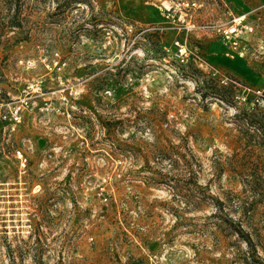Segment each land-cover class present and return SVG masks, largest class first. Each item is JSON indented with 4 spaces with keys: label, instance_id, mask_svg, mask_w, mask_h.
Here are the masks:
<instances>
[{
    "label": "rangeland",
    "instance_id": "374dc122",
    "mask_svg": "<svg viewBox=\"0 0 264 264\" xmlns=\"http://www.w3.org/2000/svg\"><path fill=\"white\" fill-rule=\"evenodd\" d=\"M172 1L0 0V98L42 87L19 129L0 130V264H263L264 202L243 206L264 149L243 128L264 104L241 93L264 90V0H226L255 27L246 58L190 35L228 87L167 51L176 31L156 27ZM200 13L230 18L222 3Z\"/></svg>",
    "mask_w": 264,
    "mask_h": 264
},
{
    "label": "built area",
    "instance_id": "2783aa9c",
    "mask_svg": "<svg viewBox=\"0 0 264 264\" xmlns=\"http://www.w3.org/2000/svg\"><path fill=\"white\" fill-rule=\"evenodd\" d=\"M221 0H174L169 5L163 4L162 12L170 26H157L156 29L163 31L170 28L176 31L171 48H166L173 57L181 64H194L207 71L222 86H230L239 82L232 76L222 74L209 60L190 45V35L194 32H203L216 35L221 38L225 45L241 58H246L250 44L248 37L251 36L255 27L248 19L247 14L230 15L226 20L199 21L196 14L210 5L219 4ZM61 62L55 61L54 68L61 69ZM63 65L65 63H62ZM42 87L39 83L30 84L25 87L17 98L4 101L0 98V130L9 135L15 133L25 119V113L32 107L33 98L36 93H41ZM253 92L254 102L264 104V90H253L243 87L242 95ZM16 155L21 160V165L26 166L27 158L22 149H16Z\"/></svg>",
    "mask_w": 264,
    "mask_h": 264
},
{
    "label": "trees",
    "instance_id": "16d2710c",
    "mask_svg": "<svg viewBox=\"0 0 264 264\" xmlns=\"http://www.w3.org/2000/svg\"><path fill=\"white\" fill-rule=\"evenodd\" d=\"M17 12V11H14ZM14 14L10 13V18L8 20V23L11 24V26H18L14 18ZM228 89V88H227ZM221 90H225V87H223ZM248 113V119L249 122L246 123V128L244 129V132L246 133L249 142L255 146H259L264 149V122H260V120H255L254 118H257L258 114L255 112H246ZM251 113V114H250ZM260 119V118H257ZM256 164H253V167L250 169V172L248 176L245 178V182L249 185V193L252 197V202H249V204L244 203V211L245 214H249L252 207L256 205V203L264 202V177L259 173L258 169L256 168ZM218 205H222L223 202L220 200H217ZM227 223H229L230 228L234 230V232L239 236V238L243 239L249 249L251 251H256L257 249V241L253 238L252 233L247 230L244 226V224L241 221L234 220L232 218H228L226 220ZM264 264V262H262Z\"/></svg>",
    "mask_w": 264,
    "mask_h": 264
},
{
    "label": "crops",
    "instance_id": "0c3cea01",
    "mask_svg": "<svg viewBox=\"0 0 264 264\" xmlns=\"http://www.w3.org/2000/svg\"><path fill=\"white\" fill-rule=\"evenodd\" d=\"M223 4V7H224V10H225V14H228V15H241V14H247L248 16L250 15L248 12H240V13H235L234 10L232 9L231 5L229 2H227L226 0H221L220 1V4ZM212 7V6H211ZM204 12V11H203ZM201 14V13H200ZM199 17H202V14L199 16ZM218 20H222V19H218ZM218 61H221V62H224L226 61L225 59H218ZM238 61V60H237ZM236 63H233L231 62L233 65V67H236V66H243L245 67L244 65H242L241 63L237 62ZM230 62V61H229ZM239 70L241 71V73L243 75H245V73H248L247 70L245 68H242V67H239ZM249 73L253 74V72H250ZM235 75V74H234ZM245 76H248L247 74Z\"/></svg>",
    "mask_w": 264,
    "mask_h": 264
}]
</instances>
